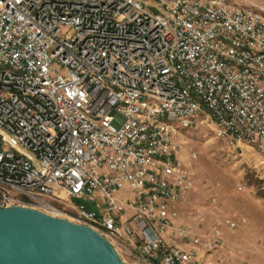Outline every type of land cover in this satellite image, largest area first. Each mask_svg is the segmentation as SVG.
<instances>
[{
	"label": "built area",
	"instance_id": "2783aa9c",
	"mask_svg": "<svg viewBox=\"0 0 264 264\" xmlns=\"http://www.w3.org/2000/svg\"><path fill=\"white\" fill-rule=\"evenodd\" d=\"M204 115L264 153V8L0 0V206L70 199L138 264L228 262L223 228L246 218L176 224L193 186L180 132Z\"/></svg>",
	"mask_w": 264,
	"mask_h": 264
},
{
	"label": "rangeland",
	"instance_id": "374dc122",
	"mask_svg": "<svg viewBox=\"0 0 264 264\" xmlns=\"http://www.w3.org/2000/svg\"><path fill=\"white\" fill-rule=\"evenodd\" d=\"M226 1L264 8V0ZM179 141L180 157L191 173L193 186L178 204L176 224L191 226L195 233L205 236L212 233L218 220L244 217L246 223L223 228L221 255L229 257L223 264H264V153L221 134L207 115L196 125L182 128ZM52 203L54 210H39L80 223L70 199ZM170 231L167 242L175 245L179 240L176 232ZM121 256L138 264L124 252ZM207 257L217 258L216 254Z\"/></svg>",
	"mask_w": 264,
	"mask_h": 264
},
{
	"label": "water",
	"instance_id": "95a60500",
	"mask_svg": "<svg viewBox=\"0 0 264 264\" xmlns=\"http://www.w3.org/2000/svg\"><path fill=\"white\" fill-rule=\"evenodd\" d=\"M0 264H131L88 224L23 205L0 206Z\"/></svg>",
	"mask_w": 264,
	"mask_h": 264
}]
</instances>
